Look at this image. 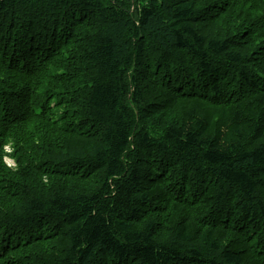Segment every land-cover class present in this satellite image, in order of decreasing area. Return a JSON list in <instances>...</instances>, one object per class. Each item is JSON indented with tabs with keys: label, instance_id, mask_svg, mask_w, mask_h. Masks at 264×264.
<instances>
[{
	"label": "trees",
	"instance_id": "obj_1",
	"mask_svg": "<svg viewBox=\"0 0 264 264\" xmlns=\"http://www.w3.org/2000/svg\"><path fill=\"white\" fill-rule=\"evenodd\" d=\"M0 264H264V0H0Z\"/></svg>",
	"mask_w": 264,
	"mask_h": 264
},
{
	"label": "rangeland",
	"instance_id": "obj_2",
	"mask_svg": "<svg viewBox=\"0 0 264 264\" xmlns=\"http://www.w3.org/2000/svg\"><path fill=\"white\" fill-rule=\"evenodd\" d=\"M178 112H183V111L181 110V108L175 107L172 111L168 112L167 114H168V116H170V118H172V120H174L175 117H176V114ZM150 122L151 123H156L158 125L160 124L162 127H164L166 125V123H167L166 120H163V119L160 118V115L152 116ZM7 162L9 164H13V161H11L9 158L7 159Z\"/></svg>",
	"mask_w": 264,
	"mask_h": 264
},
{
	"label": "bare ground",
	"instance_id": "obj_3",
	"mask_svg": "<svg viewBox=\"0 0 264 264\" xmlns=\"http://www.w3.org/2000/svg\"><path fill=\"white\" fill-rule=\"evenodd\" d=\"M78 22V21H77ZM76 24V23H75ZM49 33V32H48ZM2 120V119H1ZM63 121V120H62ZM214 121V120H213ZM210 124V123H209ZM79 132V131H78ZM48 168V167H47ZM52 168H53V166H52ZM72 172V171H71ZM48 222V221H47ZM50 225V224H49ZM45 227V226H44ZM59 229V228H58ZM44 230V229H43ZM50 230V229H49ZM52 230V229H51Z\"/></svg>",
	"mask_w": 264,
	"mask_h": 264
}]
</instances>
